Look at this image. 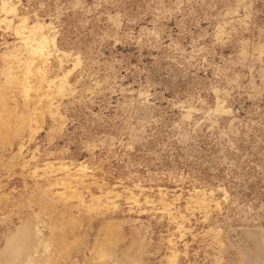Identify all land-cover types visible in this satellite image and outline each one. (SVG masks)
Instances as JSON below:
<instances>
[{
  "label": "rangeland",
  "instance_id": "obj_1",
  "mask_svg": "<svg viewBox=\"0 0 264 264\" xmlns=\"http://www.w3.org/2000/svg\"><path fill=\"white\" fill-rule=\"evenodd\" d=\"M0 264H264V0H0Z\"/></svg>",
  "mask_w": 264,
  "mask_h": 264
}]
</instances>
